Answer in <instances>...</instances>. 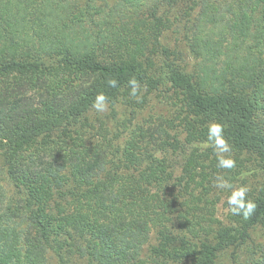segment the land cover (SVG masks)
Returning a JSON list of instances; mask_svg holds the SVG:
<instances>
[{
	"label": "trees",
	"instance_id": "1",
	"mask_svg": "<svg viewBox=\"0 0 264 264\" xmlns=\"http://www.w3.org/2000/svg\"><path fill=\"white\" fill-rule=\"evenodd\" d=\"M119 1L186 5L175 21L194 69L161 45L169 15L94 36L75 0H0V264H264V0ZM167 85L183 141L176 125H137L118 155L93 145L97 95L142 109ZM213 123L229 152L208 140ZM167 149L185 155L179 177ZM221 176L256 205L247 218L229 206V225L210 197Z\"/></svg>",
	"mask_w": 264,
	"mask_h": 264
},
{
	"label": "rangeland",
	"instance_id": "2",
	"mask_svg": "<svg viewBox=\"0 0 264 264\" xmlns=\"http://www.w3.org/2000/svg\"><path fill=\"white\" fill-rule=\"evenodd\" d=\"M75 3H78L79 9L83 13L85 28L94 36L99 33H111L114 30L116 31L117 28L121 29L122 25L124 26L125 23H132L134 17L139 16L140 18L146 19L149 14H157L159 16L169 15L173 22L170 21L172 23V28L162 36L160 41L162 47L178 53L180 55V61L187 65L189 71H192L198 63L191 54L188 38L185 36L184 32L180 31L178 23L175 21L177 16L183 15L186 5H178L176 8L167 9L155 8L152 4L145 5L144 8H138L137 5L132 6L122 3L119 0H103L94 3H89L87 0H75ZM159 62L160 61H158V63ZM168 88V85L163 88L167 90L168 93L166 94L162 92L151 94L145 107L142 109L130 108V106L122 102L114 105L107 103V111L104 112H98L94 108L90 113V122L94 127L87 132L88 138L92 139L93 145L102 142L101 146L105 144V140H111L113 149H111L110 152L116 155H118V152L116 153L114 151L119 150L120 153L123 150L126 141L130 137L131 131H133L137 125H144L151 128H157L159 127L158 125H160L166 129L167 127L171 128V125H176L175 128L172 127L175 129L172 133L183 141L185 139V134L179 124L177 107L168 97V95L171 94ZM201 147L204 149L210 147V145L205 143L202 144ZM104 148H106V146H104ZM158 156L159 158L166 159L167 163L173 166L177 177L181 175L185 157L184 153L180 155L167 149L165 151H159ZM255 179L256 177L251 173H245V175L238 178L235 185H240L242 181L251 183ZM220 180L226 181L224 176L216 179L210 197L216 205L217 217L223 224L229 225L231 221L228 199L237 188L232 189L231 186L227 188L216 187V184ZM4 188H6V186H4ZM9 190L12 193L14 192V195L17 196L12 187H10ZM253 239L256 243H264V229L257 228L254 231ZM156 243V236L153 234L147 250L155 246ZM228 256L229 253L220 257L216 264H230L228 262ZM52 264H56V261L53 260Z\"/></svg>",
	"mask_w": 264,
	"mask_h": 264
},
{
	"label": "clouds",
	"instance_id": "3",
	"mask_svg": "<svg viewBox=\"0 0 264 264\" xmlns=\"http://www.w3.org/2000/svg\"><path fill=\"white\" fill-rule=\"evenodd\" d=\"M116 81H109L111 87H116ZM130 85L132 87V95L135 96L139 88V85L136 80H131ZM93 108L98 112L107 111V97L103 94H99L96 97L95 102L93 103ZM208 140L213 143L214 149L220 153H225L230 151V146L223 136V126L220 124H210L208 131ZM218 167L232 169L235 167V161L232 159H225L223 156H220ZM219 179V178H218ZM216 187L227 188L230 187L227 181L220 180ZM247 188H240L233 192L232 196L228 199V204L232 208V212L235 215H239L241 212L244 217L247 218L255 209L256 205L249 201L247 204L244 203V197L247 193Z\"/></svg>",
	"mask_w": 264,
	"mask_h": 264
}]
</instances>
